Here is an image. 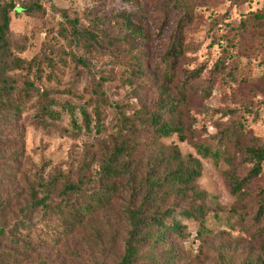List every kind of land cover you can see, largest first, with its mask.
<instances>
[{"label":"trees","instance_id":"16d2710c","mask_svg":"<svg viewBox=\"0 0 264 264\" xmlns=\"http://www.w3.org/2000/svg\"><path fill=\"white\" fill-rule=\"evenodd\" d=\"M17 1L0 0V130L34 110L36 127L51 130L67 119L71 135L88 137L92 145L68 171L47 170L49 162L22 174L24 153L7 148L0 136V187L17 175L24 184L19 193L0 196V264H53L42 252L68 246L76 237L77 244L94 242L102 252V259L91 257L87 264H185L179 245L189 233L183 222L203 225L206 196L197 186L201 161L161 143L173 136L228 167L227 187L259 246L255 257L238 262L220 257L214 264H264V137L244 118L218 125L220 135L200 142L193 113L195 100H208L220 85L244 104L246 114L254 113L250 100L264 101V7L238 21L229 15L211 20L206 42L221 55L199 65L194 55L200 45L193 39L210 0H113L134 12L114 10L113 26L105 29L95 18L82 25L65 16L64 38L74 50L72 61L90 77V98L71 90L74 102L58 103L39 82L65 61L19 56L24 46L12 35V14L42 8ZM100 58H108L115 70L98 72L93 61ZM243 61L257 63L259 74L252 68L240 74ZM112 87L125 90L128 101L111 100ZM106 111L114 115L110 128ZM226 112L238 114L237 108Z\"/></svg>","mask_w":264,"mask_h":264},{"label":"rangeland","instance_id":"374dc122","mask_svg":"<svg viewBox=\"0 0 264 264\" xmlns=\"http://www.w3.org/2000/svg\"><path fill=\"white\" fill-rule=\"evenodd\" d=\"M210 2L209 7H206L204 26L199 27L200 29L195 33L196 36L193 39L194 46L200 45L199 53L194 55L197 65L216 60L221 55L217 46L211 50L208 47L211 41L206 42V39L210 40L212 34L210 32L211 20L216 16H220L221 20L223 16L229 15L230 20L238 21L242 15L264 7V0H210ZM25 3L26 5H38L42 9L34 10L30 14L25 12L12 14V35L24 46V52L19 56L31 60L43 54L55 62H58V58L64 60L65 64L58 65L53 77L47 78L49 76L47 74L45 79L39 82V86L42 90H48L58 103L74 102L71 90L88 100L90 98L87 93V91L89 92L90 77L71 59V53L74 50L70 42L64 38L69 30L65 16L70 21L77 19L82 25L89 24V21L95 18L100 27L105 29L113 26L112 13L114 10L127 9L131 12L134 10L122 2L113 0H18L17 6ZM63 11L66 14H63ZM219 26L222 27V25ZM93 62L97 71L104 72L105 75L115 70L108 58H100L99 61L96 59ZM255 64L250 67L243 61L239 65V73H248L252 68V72L256 76L260 69L258 64ZM46 72H49L47 67ZM111 76L113 77L114 73ZM228 93L220 85L208 100L203 102H200L199 99L195 100V103L199 104L193 112L196 118L195 135L197 140L208 142L220 135L218 125L231 126L244 118L248 128L256 136L264 137L263 99L253 98L250 100L254 113L246 114L244 104L230 95L228 96ZM110 96L111 100L115 102H126L129 99L126 91L118 87L111 88ZM227 107L237 108L238 114L228 115ZM35 114L34 110L25 111L16 122L0 130L1 138L7 143L6 147L24 153V158L21 161L22 174H31L32 170L34 171L35 168H40L44 163L49 162L52 163V166L47 170L61 167L68 171L76 157L78 159L82 157L86 146L92 145V139L71 135L67 119L56 123L51 130L36 127L34 124ZM113 118L114 115L106 111L108 128L111 127ZM161 143L167 147H177L182 156H193L202 164V175L197 186L198 190L206 196L202 205L207 213L203 225L196 222H183L189 233L188 239L180 242L179 245L184 263L214 264L220 257L231 262H238L243 258L257 256L259 246L251 240L248 234L250 225L247 223L249 220H246V223L242 221L241 208L227 187L224 171L228 167L224 163L216 164L210 158L204 159L198 155L190 143L181 142L177 136L163 139ZM3 166L0 164V168ZM16 178L17 181H8L10 183L7 187H0V196L14 192L19 193L23 190L24 184L20 181L21 175H17ZM261 183H264V177ZM115 224L117 223L114 222L112 225ZM76 239L77 237L75 241H69L68 246L49 247L42 254L54 258L53 264H87L91 257L102 259V252L94 242L85 241V244L82 245L77 244ZM79 242L83 243L84 241L79 240ZM107 253L109 258L114 254L113 251Z\"/></svg>","mask_w":264,"mask_h":264}]
</instances>
